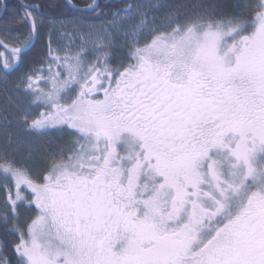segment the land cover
<instances>
[{
	"label": "snow or ice",
	"instance_id": "1",
	"mask_svg": "<svg viewBox=\"0 0 264 264\" xmlns=\"http://www.w3.org/2000/svg\"><path fill=\"white\" fill-rule=\"evenodd\" d=\"M0 264H264V0H0Z\"/></svg>",
	"mask_w": 264,
	"mask_h": 264
},
{
	"label": "flooded vegetation",
	"instance_id": "2",
	"mask_svg": "<svg viewBox=\"0 0 264 264\" xmlns=\"http://www.w3.org/2000/svg\"><path fill=\"white\" fill-rule=\"evenodd\" d=\"M29 2H36V0H31V1H29ZM75 2L77 3V4H79V5H81V6H83L84 4H86V3H90L91 2V0H75ZM107 2H109V0L108 1H103V0H99V3H101V4H106Z\"/></svg>",
	"mask_w": 264,
	"mask_h": 264
},
{
	"label": "trees",
	"instance_id": "3",
	"mask_svg": "<svg viewBox=\"0 0 264 264\" xmlns=\"http://www.w3.org/2000/svg\"><path fill=\"white\" fill-rule=\"evenodd\" d=\"M31 1V0H29ZM33 1V0H32ZM103 1H108V0H103ZM10 3H15V0H9ZM123 0H109V2H107L106 4H115L118 7L122 6Z\"/></svg>",
	"mask_w": 264,
	"mask_h": 264
}]
</instances>
